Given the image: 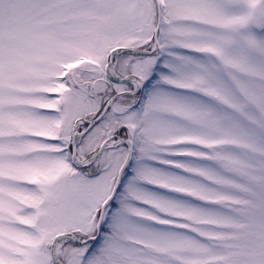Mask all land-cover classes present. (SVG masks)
Wrapping results in <instances>:
<instances>
[{
	"label": "snow or ice",
	"instance_id": "snow-or-ice-1",
	"mask_svg": "<svg viewBox=\"0 0 264 264\" xmlns=\"http://www.w3.org/2000/svg\"><path fill=\"white\" fill-rule=\"evenodd\" d=\"M0 264H264V0H0Z\"/></svg>",
	"mask_w": 264,
	"mask_h": 264
}]
</instances>
